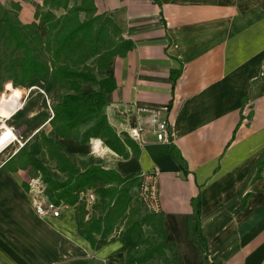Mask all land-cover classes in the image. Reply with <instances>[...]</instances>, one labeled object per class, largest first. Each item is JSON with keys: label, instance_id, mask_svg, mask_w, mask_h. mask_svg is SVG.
I'll list each match as a JSON object with an SVG mask.
<instances>
[{"label": "crops", "instance_id": "0c3cea01", "mask_svg": "<svg viewBox=\"0 0 264 264\" xmlns=\"http://www.w3.org/2000/svg\"><path fill=\"white\" fill-rule=\"evenodd\" d=\"M1 1L19 3L23 22L35 19L43 3ZM95 3L134 42L106 71L117 83L107 107L111 121L134 119L136 107L164 109L170 141L146 132L140 153L124 158L100 138L81 143L71 136L62 139L65 150L101 158L122 176L161 169L156 217L165 233L147 225L144 233L155 231L158 243L170 244L165 264H264V165L258 172L264 156V0ZM13 145L0 153V264H107L123 246L119 231L96 249L78 232L76 206L63 207L60 216H40L28 192L34 176L2 168L17 151ZM6 150L11 153L3 158ZM138 189L139 180L134 198ZM197 196L208 258L192 226ZM87 208L86 218L92 205Z\"/></svg>", "mask_w": 264, "mask_h": 264}, {"label": "trees", "instance_id": "16d2710c", "mask_svg": "<svg viewBox=\"0 0 264 264\" xmlns=\"http://www.w3.org/2000/svg\"><path fill=\"white\" fill-rule=\"evenodd\" d=\"M17 15L16 10H0V80L8 75L22 87L43 81L61 92L49 117L51 129L46 132L40 128L2 168L32 170L33 176H40L45 183L48 198L76 206L78 232L96 249L108 242L112 232L119 231L123 246L107 264H152L158 258L169 263L165 248L170 244L149 241L144 233L146 225L157 232L165 230L156 214L142 213L139 199L131 193L139 174L122 176L107 168L101 158L69 154L62 141L73 136L88 143L94 137L124 158L140 153V145L117 130L107 111L117 83L106 71L116 56L133 48L134 42L123 36L111 14L98 12L95 0H43L36 6L33 21L22 22ZM263 165L264 156L258 172ZM87 191L97 196L88 218ZM200 204L197 196L192 226L195 240L208 258ZM143 243L145 250L137 254L135 249Z\"/></svg>", "mask_w": 264, "mask_h": 264}, {"label": "built area", "instance_id": "2783aa9c", "mask_svg": "<svg viewBox=\"0 0 264 264\" xmlns=\"http://www.w3.org/2000/svg\"><path fill=\"white\" fill-rule=\"evenodd\" d=\"M165 110L161 108H149V107H136L130 116H134V119H130L126 123H119L115 126L119 132H126L132 139H134L140 146L145 143V133H155L157 140L161 142L170 141V123L165 116ZM53 113V109H52ZM134 113V114H133ZM129 116V117H130ZM1 117V116H0ZM2 121V117L0 122ZM12 131V135H6L7 146L19 142L18 150L28 140V138L22 140V132L20 128L14 125L9 126ZM5 128L0 129V136L4 134ZM5 147V149H6ZM161 169L157 166L150 170H143L139 174V189L138 199L143 205L144 209L153 214H160L162 211V204L159 196V180ZM30 191L33 194V204L35 211L40 215H53L60 216L63 207L67 206L63 202L57 203L56 201L48 198L44 194L45 183L41 180L40 176L30 181ZM96 194L93 191H87L85 198L87 205H92L96 200ZM112 264H118L113 262Z\"/></svg>", "mask_w": 264, "mask_h": 264}, {"label": "rangeland", "instance_id": "374dc122", "mask_svg": "<svg viewBox=\"0 0 264 264\" xmlns=\"http://www.w3.org/2000/svg\"><path fill=\"white\" fill-rule=\"evenodd\" d=\"M20 9L21 6L17 7L14 2L12 3L11 7H8L1 1L0 10H16L18 14L17 18L22 21L19 16ZM40 31L45 34L44 30L41 27ZM7 76L6 79L0 80V116L2 117L1 122L7 123V120H9L10 123H15L16 127L20 128L21 132H23L22 140L26 138L30 139L40 127H43L42 129L48 132L51 129L50 124H46L45 126L43 125L47 123L49 121V117L53 115V105L57 101L61 91L57 87H55L54 84L43 81H33L32 83L35 85L33 87H22L16 85L12 81V79L8 78ZM3 135L4 134L2 133L1 138ZM19 144V142H16L13 145V153L19 147ZM10 153L11 151L6 150L2 153V157L6 158ZM46 163H50V161L47 159ZM28 173L30 177L33 175L32 170H29ZM37 177L38 176L30 178V181L32 182V180ZM28 192L31 193L30 190ZM148 231L149 234L146 236L148 237V240L157 242L158 239L156 237L158 236L156 234H153L155 231L153 232L150 229H148ZM145 248L146 243H143L139 247H137L135 251L137 254H141L145 250ZM152 264H165V261L155 259L153 260Z\"/></svg>", "mask_w": 264, "mask_h": 264}, {"label": "bare ground", "instance_id": "6f19581e", "mask_svg": "<svg viewBox=\"0 0 264 264\" xmlns=\"http://www.w3.org/2000/svg\"><path fill=\"white\" fill-rule=\"evenodd\" d=\"M5 131H4V135L2 136L1 140H0V153L5 149V147L7 146V140H6V135H12V131L10 130V127L9 125L6 123V122H1L0 123V129L1 128H5ZM95 147L97 150L99 151H102L104 149H102L101 147V142L99 140H96V143H95ZM7 148V147H6ZM110 148V147H109ZM113 153V152H112Z\"/></svg>", "mask_w": 264, "mask_h": 264}, {"label": "water", "instance_id": "95a60500", "mask_svg": "<svg viewBox=\"0 0 264 264\" xmlns=\"http://www.w3.org/2000/svg\"><path fill=\"white\" fill-rule=\"evenodd\" d=\"M182 176L185 177V176L183 175V172H182Z\"/></svg>", "mask_w": 264, "mask_h": 264}]
</instances>
